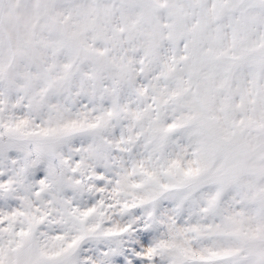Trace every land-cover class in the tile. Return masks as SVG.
Masks as SVG:
<instances>
[{"label":"snow or ice","instance_id":"snow-or-ice-1","mask_svg":"<svg viewBox=\"0 0 264 264\" xmlns=\"http://www.w3.org/2000/svg\"><path fill=\"white\" fill-rule=\"evenodd\" d=\"M0 264H264V0H0Z\"/></svg>","mask_w":264,"mask_h":264}]
</instances>
